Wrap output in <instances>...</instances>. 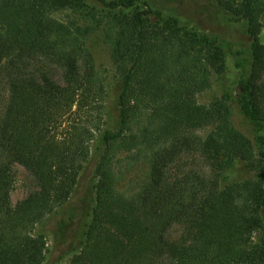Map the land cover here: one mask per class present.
<instances>
[{"label": "trees", "instance_id": "16d2710c", "mask_svg": "<svg viewBox=\"0 0 264 264\" xmlns=\"http://www.w3.org/2000/svg\"><path fill=\"white\" fill-rule=\"evenodd\" d=\"M214 1L257 45L264 1ZM79 10L93 25L63 16ZM225 52L239 76L214 94ZM263 104L264 55L246 57L149 0H0V264H44L47 231L59 260L83 216L65 264H264ZM139 164L142 184L120 191ZM15 166L35 189L12 205Z\"/></svg>", "mask_w": 264, "mask_h": 264}, {"label": "rangeland", "instance_id": "374dc122", "mask_svg": "<svg viewBox=\"0 0 264 264\" xmlns=\"http://www.w3.org/2000/svg\"><path fill=\"white\" fill-rule=\"evenodd\" d=\"M153 6L164 12L166 16H175L180 20L182 25H186L189 28L196 29L203 34L209 35L213 40L218 42H226L232 45L234 48L241 50L246 57H258L262 58L264 55V30L258 36V44L254 45L252 39L247 34L246 24L242 21L237 24L226 23L222 18L221 9L216 5L214 0H149ZM238 1V0H227ZM264 1V0H263ZM64 17L70 16L80 25L92 24V17H87L85 11L79 10L78 13L70 12L65 13ZM98 65L100 71L105 78V82L112 83L113 70L111 68L110 61L108 59V49L102 39L98 40ZM226 60V72L223 75V84L213 81V93L219 94L222 88L232 89L235 87L239 72L234 68V59L230 54L225 52ZM191 72H187L186 76L190 77ZM208 94L203 92L197 96V101L200 104L207 102ZM260 112L264 111V104L261 106ZM234 120H242V118L235 113ZM110 124V121L107 120ZM212 130L211 127L204 128L198 131L201 136H206ZM146 165L139 164L124 174L123 179L120 180L118 188L125 193H132L138 189L142 184L145 174ZM15 182L11 192V203L15 205L17 202L25 198L30 192L34 191L35 185L29 174L20 166H15ZM82 197V195H81ZM264 213V212H263ZM88 216L82 218H76L73 225V232L69 244H67L63 250L67 251V255L58 260L57 253L53 252L54 240L51 232L47 231V253L46 261L44 264H65L70 258V255L76 253L81 246V242L84 239L83 233L88 221ZM45 232V231H44ZM232 238L235 242H239L244 239V236L238 232V228L234 227L232 232ZM259 238V233L254 232L251 235L250 241L256 243ZM62 247V248H63ZM57 258V259H56Z\"/></svg>", "mask_w": 264, "mask_h": 264}]
</instances>
